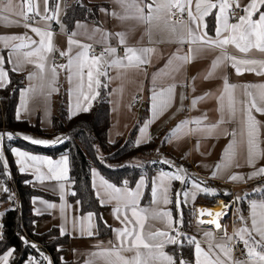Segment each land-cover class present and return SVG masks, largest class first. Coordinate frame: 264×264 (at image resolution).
Wrapping results in <instances>:
<instances>
[{
  "label": "snow or ice",
  "instance_id": "snow-or-ice-1",
  "mask_svg": "<svg viewBox=\"0 0 264 264\" xmlns=\"http://www.w3.org/2000/svg\"><path fill=\"white\" fill-rule=\"evenodd\" d=\"M81 3L82 0H76ZM65 8L68 0H64ZM122 10L120 13L110 11L103 7L100 12L109 14L120 21L136 19L148 25L147 35L151 43L152 28L157 22L163 21L169 36L179 45H189V53L180 54V50L170 59L171 65L178 61L179 67L189 63L196 55L203 52L217 51L219 54L212 62V68L231 67L236 75H243L245 72L255 74L257 77L264 78V0H250L247 5H243L241 0H113ZM43 11L39 9L36 0H20L19 11H15L13 0H0V21L13 23L9 20L8 13L18 16L23 21L22 25L17 21V26H23L30 30L39 39H34L26 31L19 35H0V51L7 49V61L12 64L11 72L17 73L25 64H33L36 72L28 76L31 82L36 79H45V69L50 71L49 89L56 91L53 85L57 82L58 69L66 70L67 80L72 85L74 95V107L71 115L87 113L93 106V101L100 96V88L107 87L109 70L113 68L128 69L140 68L150 63L149 54L155 51L154 48L126 47L123 57L117 56V49L112 47L109 41L115 36L118 44L126 45L125 33H109L99 27H94L88 32L87 25L79 21L76 22V30L69 32L66 25L59 19L60 0H53L50 7L49 0H43ZM215 10V14H214ZM242 13V14H238ZM258 13V16H257ZM212 16L214 27L209 28L206 18ZM254 17H256L254 19ZM59 24V33L52 27V22ZM235 21V22H230ZM43 25L34 26V25ZM83 29L82 33L80 30ZM214 33V34H210ZM55 34H63L67 37V49L59 50L54 42ZM86 34L87 39L95 40L97 34L101 36L100 41L103 50L99 55L95 54L92 44L82 43L78 36ZM75 49V50H74ZM66 59V63L57 64L55 53ZM5 56L0 54V89H5L11 84L9 70L5 68ZM208 76L212 73H208ZM101 77H106L102 81ZM207 78V76L205 77ZM219 78L222 81L215 96L220 103L221 116L218 122L205 124L203 119L186 120L178 125L173 134L166 138V143L173 139H179L193 131L190 127L195 124L196 131L204 132L208 135L216 134L220 129L224 135H231L234 139L228 145L224 153L222 163L215 165L216 171L213 178H217V173L222 169L228 171L232 167H242L245 164L251 165L255 170L252 171L251 178L264 177V166L256 168V163L264 159V149L260 148V129L264 127V122L257 119L253 114L259 113L264 116V82L261 83H230L226 72H221ZM43 87V85L41 86ZM237 89L240 95H236ZM36 88L29 84L26 89L20 90L22 98L20 110L17 111V120L20 119V112H28L27 96L34 94ZM175 85L165 89L155 87V79L150 97V117L146 120L143 127L138 129L140 138L134 141L135 147H140L144 143L151 141L147 136L149 125L153 124L158 117L164 114L173 105ZM213 98L210 93L208 96L200 97V100ZM87 102L86 104L84 102ZM197 100L192 101L194 106ZM180 107L183 105L181 103ZM240 114V123L245 129L240 134V139H235L236 132H227L221 125L229 123ZM71 118V117H70ZM203 125V126H202ZM15 138H22L32 145L52 146L63 143L65 137L58 136L55 140L36 139L28 135L13 134L12 132H0V169L2 175L10 178V165L5 158V140L12 141ZM70 139V137L68 138ZM10 153L15 157L14 163L18 166L21 174L34 169L36 180L44 184L46 180L56 181L53 188H58L59 196L64 203L59 205L61 219L64 221L59 226V235L76 238L94 239L100 235L101 226L112 232V238L107 241H98L93 245L97 251H93L87 264H264V188H257L256 192L260 195L259 200H249L251 226L247 225L245 216L242 214L239 204L241 197L236 196L232 204H223V212H217L215 216L207 221L199 219V225H212V228L203 231L204 239L207 242V250L202 247V241L195 236H189L181 231L184 226V213L180 208V197L183 195L184 203L188 202L189 192H177L176 209L177 217L174 219L171 211H161L157 205L173 203L170 197L171 181L186 183L187 172L183 167L176 166L171 160L163 159L159 163L168 164L175 167V171L158 170L157 174L151 178L150 199L146 206H141L144 197V190L149 186L147 176H141L134 187H130V181L124 179L121 186L110 182L101 176L95 169H92V176L99 177L98 183L93 180L92 188L95 190V198L101 207L112 205V215L116 221L123 225L114 227L109 225L103 217L95 211H88L86 215L77 217L69 212L74 206L69 204L66 196H77L75 191H66V182L72 184L69 176L70 166L67 155L60 160L54 161L46 156L30 154L22 151L18 147L10 148ZM159 151V149H157ZM243 159L244 164L239 161ZM152 163H158L153 161ZM46 165V172L41 171V166ZM139 166V165H137ZM232 181H243L245 177L241 174L230 176ZM191 187L197 192H203L206 196H216V190L201 187V183L192 181ZM0 192L7 193L9 201L14 203V194L10 189L0 184ZM231 195V193H224ZM192 200L195 201V193H192ZM33 204L37 203V198H33ZM40 204L45 205L46 209L58 207L55 203L40 200ZM82 201L77 199L75 204L81 205ZM235 206L234 224L241 222L244 226L239 227L230 236L227 229L220 223V219L227 215V210ZM14 210V209H13ZM75 211H82L75 208ZM42 209L36 208L35 215H42ZM193 216L203 217L205 214H213L207 209H193ZM3 214H0L2 219ZM159 221L164 224L163 229L155 231H145L146 222L149 220ZM35 226V222H33ZM4 225L0 223V241H3ZM26 244L37 252L39 249L36 244ZM238 243L243 244L246 257L241 259L234 255V248ZM172 246L171 251H165ZM190 251L194 249L191 258L185 255L184 249ZM15 249L6 250L5 254H0V264H9V259L13 257ZM62 251V248H57ZM131 254V255H127ZM47 264L53 261L43 252H39ZM62 264H67L60 257ZM27 264H39L36 257L27 260Z\"/></svg>",
  "mask_w": 264,
  "mask_h": 264
},
{
  "label": "crops",
  "instance_id": "crops-1",
  "mask_svg": "<svg viewBox=\"0 0 264 264\" xmlns=\"http://www.w3.org/2000/svg\"><path fill=\"white\" fill-rule=\"evenodd\" d=\"M90 3L101 4V7L120 13L122 10L120 7L113 3V0H87ZM250 0H241L243 5H247ZM39 9L43 11V0H36ZM20 0H13V6L15 11H19ZM61 8L59 13V19L63 22V15L65 11L64 0H60ZM264 11V8L261 9ZM215 14V10H214ZM9 20L13 23H8L0 21V35H19L24 34L28 31V34L34 39H39L35 34L31 33L30 30H26L23 26H17L15 22H19L22 25L23 21L20 17L15 16L14 14L8 13ZM258 16V13H257ZM211 17V16H209ZM209 17L206 18L208 22ZM256 17H254L255 19ZM82 24L87 25L88 32L94 27H99L103 31L109 33H125L126 34V45L118 44V40L115 36L109 41L112 47L117 49V56L123 57L126 51V47H135V48H144L151 47L155 51L149 54L150 63L141 66L140 68H128L120 69L113 68L109 70V76L112 78L109 82L111 86L110 92V127L108 130V141L114 143L120 137L126 135L130 129L139 122L138 129L143 127L146 120L150 117V97L151 90L153 88V81L155 79V87L157 90L165 89L169 86L175 85V92L173 96V105L164 112L163 115L158 117V119L148 127L147 136H150L151 140L158 141V159H168L173 162L174 165L183 167L187 172L186 183L181 184L179 181H171V190L170 197L173 200V203L163 204L160 203L157 205L161 211H171L173 213L174 219L177 217L176 209V196L177 192L188 191L190 194L188 196V202L184 203V197H180V208L182 209L183 205L191 206L193 209L199 210L200 208L219 210L223 204H232V202H227L219 198H215L218 195H225L224 193H231L233 199L236 196L241 197L242 199L246 194L256 192L257 188H264V177L251 178L252 171L255 169L251 165H244L242 167H232L228 171L223 169L217 173V178H213V173L216 171L215 165L222 163L224 160L225 150L228 148V145L233 141L231 135H224L221 133L220 129H217L216 134L208 135L201 131H196V125L191 124L188 127L193 129L192 132L187 133L186 135L180 136L179 139H173L170 143H166V138L173 134L174 130L178 125H181L186 120H196L203 119L205 124H211L218 122L221 116L220 112V101L215 98L218 95V89L220 88L222 81L219 78L221 72H226L230 83H261L264 82V78L257 77L255 74L245 72L243 75H236L234 70L231 67L227 68H212V62L215 60L219 54L217 51L203 52L199 55H196L189 63L179 67L177 70L178 61H174L171 65L169 64L170 59L177 53V50H180V54L183 55L189 52V45H179L177 44L168 34V31L165 27L163 21L157 22L152 28L151 43H149V37L147 35L148 25L138 21L136 19H129L126 21H120L119 19L105 14L99 11V24L95 25L90 22L79 21ZM235 22V21H230ZM64 23V22H63ZM65 24V23H64ZM66 25V24H65ZM76 25V24H75ZM209 25V23H208ZM34 26H43L34 25ZM52 27L56 33H59V24L55 21L52 22ZM67 27V25H66ZM68 31L76 30L75 26L72 30L67 27ZM82 33L83 29L80 30ZM214 34V33H210ZM82 43L92 44L94 47H98L103 50V45L98 43L101 36L96 35L95 40H89L86 37V34H82L77 37ZM67 37L63 34H55L54 42L58 45L59 50L67 49ZM2 47V46H0ZM75 50V49H74ZM7 49L0 51V54L4 55L5 68L10 70L12 64L7 61ZM100 52V53H101ZM99 53V54H100ZM98 54V55H99ZM59 56L58 52L55 53V56ZM37 69L33 64H25L20 68L17 74L25 75L24 87L21 89H26L29 87V84L36 88L34 94L27 96V107L28 112H20V119L22 121H28L31 124H39L43 130L51 131L53 116L62 108L64 101L66 102V107L68 112L71 115L74 107V95L72 94V85L67 80V71L59 69L57 82L53 87L56 91H50L48 85L50 81V71L45 69V79L41 81L36 79L33 81L28 80V76L36 72ZM208 73L212 75L208 76ZM207 76V78H205ZM104 77H101V80ZM43 85V87H41ZM212 94L213 98L200 100L202 96H208ZM236 95H240V90L237 89ZM136 96H139L141 110L136 111L131 107V103ZM22 98L19 92V101L17 105V111L20 110ZM197 100V103L193 106L192 101ZM87 103L86 101L84 102ZM93 103V102H92ZM183 105L181 108L180 105ZM16 111V117H17ZM258 120L264 122V116H261L259 113H253ZM203 126V125H202ZM221 128L226 129L227 132H236L237 135L235 139H240V134L242 131H245L243 126L240 123V114L237 113V116L234 120L221 125ZM137 129V134L135 140L140 138L139 131ZM22 135H28L36 139H45V140H55L60 135L52 136H41L32 133H23ZM62 137H65L64 135ZM260 148L264 149V127L260 129ZM161 142V144H160ZM149 143V142H148ZM147 144V143H144ZM142 144V145H144ZM23 151V150H22ZM5 158L8 160L5 153ZM14 160L15 157L13 156ZM51 159V158H50ZM53 160V159H52ZM60 158L54 160L58 161ZM9 162V161H8ZM241 164H244L243 159L239 161ZM170 166V165H169ZM264 166V159H260L256 163V168ZM18 167V166H17ZM171 168L164 171H175V167L170 166ZM47 166H41V171L46 172ZM98 173L99 171L95 169ZM32 175V183L35 187L42 189L51 195L56 196L57 200H49L42 197L37 198V203L33 204L34 212L36 208H41L43 216L41 220L37 221L35 224V229L37 233H44L51 228H58L64 223L61 219L59 205L64 203L59 196L58 188L56 191H53V188L56 186V181L46 180L44 184H40L36 180V176L33 174L34 169H30L26 172ZM100 174V173H99ZM157 174V173H156ZM155 174V175H156ZM233 174H241L245 177L243 181H232L230 176ZM101 175V174H100ZM154 175V176H155ZM102 176V175H101ZM92 179L96 180L98 183L99 177H93ZM195 180L201 183V187H207L209 189L216 190V196L205 195L203 192H197L191 187L192 181ZM0 184L3 182L0 179ZM5 187V185L3 184ZM73 184L68 185L66 182V191L68 193L72 192ZM145 193V190H144ZM192 193H195V201L192 200ZM3 193L0 192V196ZM70 194L66 196V199L69 204L73 205V209H69V212L73 213L77 217L81 215L80 211H75V208H79L75 203H72L69 199ZM213 199H216V202L213 206L209 207L208 205L212 203ZM241 199V200H242ZM40 200H45L49 203H55L58 205L55 209H46L45 205L40 204ZM143 200V199H142ZM259 200V199H253ZM141 201V206H146ZM248 206L245 210H241L242 214L245 216L247 225L251 226V215L249 201ZM105 210L101 213V216L109 225L114 227H122L118 221H116L112 215V205L104 206ZM6 210V206L0 204V214H3ZM221 212L224 209L220 210ZM235 208L227 215L223 216L220 219V223L223 227L227 229L228 234L231 236L236 231V226H244L243 223L237 222L234 224L235 219ZM199 217L195 216V223L193 229L190 233H187L189 236H195L197 240L202 241V247L207 250V242L204 239L203 231L209 228H212V225L204 224L203 226L198 223ZM2 223V219H0ZM164 224L159 221L149 219L145 225V231H155L157 229H163ZM3 231V229H2ZM111 234L108 237H96L94 239L81 238L79 235L76 238H70V243L67 247V251L63 255L64 261H74L78 264H87V261L93 251H97L93 247L98 241H107L112 238ZM165 251H167L165 249ZM131 255V254H127ZM51 260V256L47 255ZM13 258V257H12ZM9 259V264L12 260ZM43 260V257H42ZM39 261V260H38ZM45 264L46 261L43 260ZM27 264V262L25 263ZM98 264H103V262H98Z\"/></svg>",
  "mask_w": 264,
  "mask_h": 264
},
{
  "label": "trees",
  "instance_id": "trees-1",
  "mask_svg": "<svg viewBox=\"0 0 264 264\" xmlns=\"http://www.w3.org/2000/svg\"><path fill=\"white\" fill-rule=\"evenodd\" d=\"M53 0H49L51 7ZM77 3L76 0H68V6L65 8L63 22L72 30L77 21L90 22L95 25L99 24V8L101 4L90 3L82 0ZM209 28L214 27L213 17H209ZM11 84L5 89H0V132H12L13 134L32 133L41 136H52L63 134L65 140L63 143L53 146L32 145L30 142L22 138H15L12 141L5 140V153L9 161L10 178L2 175L0 169V179L8 189L12 187L16 191V195L20 200L21 207L19 209L17 201L12 203L9 201L8 194L3 193L0 196V204L6 206L3 213V241H0V254H5L6 250L15 249L10 264H25L31 257H36L39 264H45L39 252L50 255L53 264H62L60 257H63L70 243L69 236L61 237L59 229L54 227L44 233H37L33 222L44 218L37 216L34 212L32 200L35 197H42L49 200H57L58 198L50 193L35 187L32 183V175L28 173L21 174L17 165L14 163L13 155L10 148L18 147L23 151H27L33 155L46 156L53 160L67 155L69 158L70 172L69 176L73 181L72 191L77 196L69 197L72 203L77 199L82 201L79 208L81 214H87L88 211H95L101 215L104 207H101L95 198V190L92 188V169H97L99 173L110 182L121 186V181L128 179L130 187H134L141 176H147L149 186L145 189L143 204H147L150 199L151 178L158 170H167L171 168L168 164L159 163L158 159V141L151 140L149 143L134 146L135 137L139 122H137L130 131L117 139L114 143L108 141L107 135L110 127V92L111 86L108 82L107 87L100 88V96L93 101L91 110L87 113H79L70 116L64 101L62 108L53 116L52 130H43L40 125L31 124L28 121L17 120L16 111L19 101V92L24 87L25 75H19L9 70ZM104 77L102 81H106ZM71 117V118H70ZM70 137V139H68ZM158 161V163H152ZM139 165V166H137ZM215 198L229 202L233 195H218ZM259 199L257 192L246 194L241 200L239 207L245 210L248 201ZM14 199V198H13ZM216 202L213 199L208 206L211 207ZM14 209V210H13ZM184 213V228L190 233L195 223L191 206H182ZM112 232L101 226L99 237H108ZM37 245L39 252L26 244L24 240ZM62 248V251H57ZM167 251L172 250V246L166 248ZM193 250L185 247L184 253L191 258ZM64 261V260H63ZM67 264H78L74 261H66Z\"/></svg>",
  "mask_w": 264,
  "mask_h": 264
},
{
  "label": "built area",
  "instance_id": "built-area-1",
  "mask_svg": "<svg viewBox=\"0 0 264 264\" xmlns=\"http://www.w3.org/2000/svg\"><path fill=\"white\" fill-rule=\"evenodd\" d=\"M238 14H242V13H239V12H238ZM94 50H95V54H96V55H98V54L101 52V49L98 48V47H94ZM55 59H56V63H57V64H64V63H66V59H65V58H62V57H60V56H57V55H56V56H55ZM58 70H59V69H58ZM139 99H140V97H139V96H136V97L134 98V100L132 101V103H131V107H132L134 110H136V111H140V110H141V104H140ZM0 107H1V103H0ZM10 191H11V193L14 194V197H13V198H14L15 201H17V203H18V207H19V209H20L21 204H20V200L18 199V197H17V195H16V191L14 190V188H11ZM181 231L186 232L185 229H184V227L181 228ZM234 255H235V257H237V258H241V259H243V258L246 257V252H245V250L243 249V244H242V243H238V244L235 246V248H234Z\"/></svg>",
  "mask_w": 264,
  "mask_h": 264
},
{
  "label": "bare ground",
  "instance_id": "bare-ground-1",
  "mask_svg": "<svg viewBox=\"0 0 264 264\" xmlns=\"http://www.w3.org/2000/svg\"><path fill=\"white\" fill-rule=\"evenodd\" d=\"M220 206L222 207V205H220ZM203 209H205V208H203ZM221 209H223V207ZM221 209H219V210H217V209L216 210L207 209V211L211 212L213 215L212 216H208L207 214H205L203 217H199V219H203L204 221L210 220V219H212L215 216V214L217 212H221L220 211Z\"/></svg>",
  "mask_w": 264,
  "mask_h": 264
},
{
  "label": "rangeland",
  "instance_id": "rangeland-1",
  "mask_svg": "<svg viewBox=\"0 0 264 264\" xmlns=\"http://www.w3.org/2000/svg\"><path fill=\"white\" fill-rule=\"evenodd\" d=\"M60 136H63V134H60ZM57 144H59V143H57ZM160 144H161V142H160ZM54 145H55V144H54ZM39 146H41V145H39ZM52 146H53V145H52ZM12 188H13V187H12ZM233 200H234V199L232 198V199L229 201V203L232 202ZM232 208H235V206L230 207V208L227 210V212H228V211L230 212V211L232 210ZM236 228H239V226L237 225ZM184 229H185V228H184ZM186 233H187V232H186Z\"/></svg>",
  "mask_w": 264,
  "mask_h": 264
},
{
  "label": "water",
  "instance_id": "water-1",
  "mask_svg": "<svg viewBox=\"0 0 264 264\" xmlns=\"http://www.w3.org/2000/svg\"><path fill=\"white\" fill-rule=\"evenodd\" d=\"M228 213H229V211H228Z\"/></svg>",
  "mask_w": 264,
  "mask_h": 264
}]
</instances>
